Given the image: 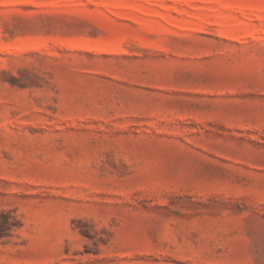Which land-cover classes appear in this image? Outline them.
I'll use <instances>...</instances> for the list:
<instances>
[{
	"label": "rangeland",
	"instance_id": "rangeland-1",
	"mask_svg": "<svg viewBox=\"0 0 264 264\" xmlns=\"http://www.w3.org/2000/svg\"><path fill=\"white\" fill-rule=\"evenodd\" d=\"M0 264H264V0H0Z\"/></svg>",
	"mask_w": 264,
	"mask_h": 264
}]
</instances>
